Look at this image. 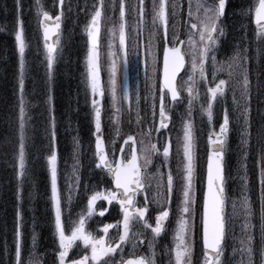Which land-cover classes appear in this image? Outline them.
<instances>
[{"label": "snow or ice", "instance_id": "obj_1", "mask_svg": "<svg viewBox=\"0 0 264 264\" xmlns=\"http://www.w3.org/2000/svg\"><path fill=\"white\" fill-rule=\"evenodd\" d=\"M229 0H197L195 12L191 5L188 10L186 39L180 38L178 27L182 14L181 5L170 0H150L152 33L148 38V46L151 48L152 57V82L146 85L153 123L159 117V128H148L145 135L151 136L153 131L159 132L161 128H167L171 122L172 109L165 104V98L170 97V105H178L187 102L186 116H181L182 137L178 150L182 151L184 164L178 168L177 212L178 228L174 233V249L166 250L169 256V264H194L195 252V221L194 205L196 195L194 180L196 174V137L194 133L192 110L194 102L202 114H206L207 121L211 125L213 121V108L219 103L222 108V122L219 131L214 128L211 131L208 142L212 146L211 154L207 160L206 190L201 193V217H200V240L201 255L196 258L195 264H231L225 258L226 248L229 240L235 239V225L231 222L232 217H241V236L238 247H232V256L240 257V264H264V127L257 132L256 143L258 150L253 147V124H252V93L253 88L257 95L264 91V71L256 75V84L253 85L250 65L257 61L264 66V0H253V3L243 11V15L254 23L253 39L247 40L243 36L239 44L232 46V54L225 62L217 61L216 53L220 51V37L224 36L222 20L226 15ZM61 6L60 14L53 15L46 10L42 0H36V15L40 17L43 28V41L47 56V65L51 69L55 63L60 49V36L63 19L64 0H59ZM16 6L20 9V0H16ZM55 6V5H54ZM104 0H98L94 5L91 20L86 27L90 40V48L87 55V77L88 87L91 91V106L94 114L95 141H94V163L95 167L111 177L109 183L114 184V189L96 190L91 189V195L87 197V204L76 220L69 216L68 229L66 231L62 219V196L58 186V155L51 150L47 157V164L51 172V199L54 204V227L57 241L55 249L54 264H157L155 242L166 231V222L171 214L172 195L174 188V176L171 168L167 173H158L163 184H158L157 194L149 198L147 189L150 187L145 182L144 172L152 163V155L159 152L156 144H144L142 152L137 153V140L133 135H128L123 140V145L128 146L125 153L123 146L118 147L121 139L120 117L123 111L129 114L132 111L133 100L136 105V122L139 125L141 117L139 105L141 96L137 90L134 94L118 83V61L117 52L114 50L119 45L121 53L119 63L127 65L129 56V24L126 19L129 8L137 15L136 27L132 29L135 40L132 41L133 50L139 55V28L145 21V0H138V5L129 6L126 0H115L110 3V8L118 9V23L108 30V80L101 79V20L104 15ZM193 17L195 22H193ZM172 20V35L169 36V21ZM15 39L19 49V129L20 140L18 150V176L23 180L25 177L26 159L24 132L26 126V100L24 97V56L27 48L24 21L17 16ZM198 36V39L195 38ZM188 46V51L184 46ZM146 46V48L148 47ZM255 49L253 52L252 49ZM158 49L162 50V76L157 91L156 72L159 64ZM191 56L190 71L187 79L178 76L185 68L186 55ZM211 62L214 69L212 82L208 81L206 65ZM148 64L145 61V69ZM227 70L228 76L232 77L234 71H239V81L236 87L229 88V80L219 79L216 73ZM198 76V79H197ZM205 84L206 89L203 99L199 90V84ZM214 84V86H213ZM239 88L237 96L236 88ZM231 91L232 104L234 106L233 116L230 121L229 111L226 104V93ZM108 94L110 106L108 123L111 126V135L106 141L102 115L105 111V94ZM186 93V97L182 96ZM50 137L55 141V119L50 116ZM236 130L240 136L241 162L240 170L243 175L237 178L243 185V191L238 200L231 202L232 213L226 212L229 197L226 190L227 179L225 175L224 148L230 130ZM77 151L78 140H74ZM171 140L163 147V156L167 160L171 155ZM111 157V158H110ZM75 158V157H74ZM252 160V174L256 177L257 194L255 200L250 190L251 179L249 177L248 161ZM98 161V163H96ZM79 161L76 160L78 165ZM74 182L68 186V194L65 199L71 203L73 192L79 190V176L77 168L73 169ZM166 177V179H165ZM163 188L161 192L159 189ZM23 189H18V196ZM143 195L141 206H137V197ZM97 201H106L109 206L115 201L122 214V220L115 224H105L101 229L103 235L97 237L87 230V221L94 215L104 217L108 209L101 204L97 212ZM154 204L153 210L154 226L149 222V205ZM16 227L14 230L13 243L11 246L9 264H38L34 259L37 235L33 231L31 235V246L26 248L23 233V215L18 209L16 216ZM253 221H256L254 223ZM139 228L144 231H134ZM110 229L116 230V237L109 239ZM122 229V230H121ZM145 231H150L152 240L149 241L148 255H136L138 247L143 244ZM259 233V234H257ZM78 242H82L81 249ZM131 245L134 258L125 259L124 246ZM75 249V251H73ZM90 250V251H89ZM70 253H72L70 257ZM2 264V262H0Z\"/></svg>", "mask_w": 264, "mask_h": 264}, {"label": "rangeland", "instance_id": "obj_2", "mask_svg": "<svg viewBox=\"0 0 264 264\" xmlns=\"http://www.w3.org/2000/svg\"><path fill=\"white\" fill-rule=\"evenodd\" d=\"M1 4L3 7H5V15L7 13V9L8 6L11 4L10 0H0ZM86 2V1H85ZM115 2L118 4L119 0H115ZM171 2H176L179 3L181 5V9H182V14L180 16V20H179V30H180V38L187 32L188 28L185 25V20L186 17H188V10H189V5H191L193 12H195V6H196V2L197 0H187V5L185 0H170ZM231 2V1H230ZM234 7L231 8V3L228 4L227 8H226V15L222 20V27L224 29L228 28V26H231L229 29V33H228V38L231 39H235L237 37V43L239 42V39L243 36L244 39H246V37L248 38V40H252L253 39V30H252V24L249 23V20L243 15V11L248 8L252 3L253 0H234ZM42 3L44 4V7L46 8V10L50 11V10H55L59 8V0H42ZM110 3H112V0H104V15L102 17V21H103V33H102V42H101V47H100V52H101V79L105 80L107 82L108 80V64L110 62V57L108 56V30L113 26V24L118 23L117 17H118V9L115 11V13L113 12V10L110 8ZM126 3L129 6H135L138 5V0H126ZM182 3V4H181ZM184 3V4H183ZM20 4L21 7L20 9L17 8L16 6V0L13 1V6L15 7V9L18 10V16L20 18L23 19L24 21V34H25V40H26V44H27V48L25 52H28V50L31 49H35L32 52V57L34 59V67L35 69H37L38 71H34V77L33 79H31L30 83H35L36 81H38V85L34 84L35 87H39V85L41 86V83H43V87H40L39 92L41 93H47V90L49 91V87L51 86V83H54V80L51 79V77L47 78L46 80L44 79V71H41V74L39 76V69L43 70L42 68H44L45 66L48 67L47 65V56L45 53L42 54V59H39L38 56L41 54V52H36L39 51V47L40 50L42 51V42H41V38L38 35V33H35L36 31V25L38 26L39 29V18L36 15V0H20ZM98 4V0H89L87 4H80L77 1L76 3H72L71 0H64V5L63 8H67V12H68V16H67V30L69 31V35H72L71 37V41L70 42H66L65 47L62 49V52H64L69 46L73 45V47L78 49V53L80 56H82V72H83V68L85 66V70L86 72L88 71L87 69V55H88V51H89V46L87 44V31H86V27L89 24L90 20H91V15L94 11L93 6ZM55 5V6H54ZM106 9H108V11L106 12ZM85 10V11H84ZM81 12V13H80ZM74 13H76V16L74 15ZM5 15H4V19H5ZM24 16V17H23ZM126 19L128 20V24H129V56H128V63L127 65H123L121 63H119V56L121 53V49L119 47V45L117 44V47L114 49L117 52V61H118V76H117V80L119 81V77H121V75L123 74V86L126 87L128 89V91L130 93H135L137 90L140 93L141 96V102L139 105V114L141 117V121L140 124L138 125L136 122V105H135V101L133 100V104H132V111L129 114L127 111H123L120 117V133H121V139L118 140L117 144L118 147L123 146L125 148V152L128 151V146L123 145V140L127 139L128 135H133L136 137V140L140 146V151L142 152L143 149V145L140 143L141 140H143L144 144H148L151 136H147L145 135V132L147 131L148 128H153L155 129V124H156V120L155 123H153L152 117H151V111H150V107H149V103L146 101V98L148 96V91L146 88L147 84H150L152 82V76H153V72H152V57H151V48L150 46H148V38L150 37L151 33H152V25H151V5H150V0H145V21L142 25H140L139 28V55H137L135 53V51L133 50L132 47V41L135 40V37L132 34V29H134L136 27V20H137V15L136 12L134 10H132L131 8H129V10L127 11V15H126ZM229 21L231 23V25H229ZM193 22H195V19L193 17ZM16 28L17 25L14 24V36L16 33ZM172 35V20L170 19L169 21V36ZM38 37V39H36ZM196 38V37H195ZM32 39H35V41L33 42ZM198 39V37H197ZM15 40V45L17 46V50L19 52L18 49V44L17 41L14 37ZM5 43V47H6V51L9 52V48L8 45ZM37 46V47H35ZM146 46H148L146 48ZM29 48V49H28ZM185 51H188V46L185 45ZM252 51L254 52L255 49L253 47ZM43 52H45L43 50ZM161 52L162 50L158 49V59H159V64L157 65V72H156V83H157V91L159 88V79H160V73H161V60L159 58V55L161 56ZM189 58L191 59V56L189 54ZM57 60V59H56ZM147 60V70L145 69V61ZM25 61V60H24ZM25 67H24V77L28 76V71L30 70L31 64H27L26 62H24ZM56 64H53L52 68L48 70L51 71L54 66ZM78 64L75 63L74 66H77ZM208 66H211V62H209V64L206 65V69ZM121 67L123 68L121 70ZM208 70V69H207ZM189 71H190V67H189ZM214 69H212V75H213ZM238 74H234L233 72V78L235 80H233V82H230V78L228 76V72L227 70L223 71L222 76L220 79H225V80H229V88H233L236 87L238 84V81L240 79L239 77V71L237 70ZM12 75H16L15 72H12ZM20 75V74H19ZM53 79H55V76L53 77ZM8 80V79H7ZM45 80L44 82H41ZM46 81H47V85H46ZM9 82V81H7ZM212 82V80H211ZM218 83V82H217ZM14 84L18 85V77L16 80H14ZM256 84V81L253 79V85ZM11 85L10 83H8V86ZM7 86V83H6ZM214 86V84H213ZM90 89V88H89ZM237 94L239 95V88H236ZM91 92V91H90ZM17 96H20V91L17 90ZM231 97H230V96ZM237 95V96H238ZM32 95H30L28 92L24 91V97L26 102L28 101V99L31 97ZM37 99H41V95L40 96H36ZM202 99H203V95H201ZM107 102H108V107L105 109L104 113H103V125H104V135H105V139L106 141L108 140L109 136L111 135V131L110 128L111 126L108 123V117L110 115L109 112V106H110V101H109V97L107 94V97L105 96ZM47 100V97H45V101ZM185 106L187 107V102L186 100L184 101ZM26 105H29V101L27 102ZM37 106V105H36ZM225 107H227L228 111H229V116H230V121L232 119L233 116V109L234 106L232 104V93L231 91L226 93V104L224 105ZM168 107H170L172 109V113L175 117V121L173 123V127L170 130V132L168 134H165L162 137V141H163V146H166V142L169 139H174L176 142L175 145L178 143L177 139L179 141V143L181 142V137H182V121H181V116H186L185 111H182L180 108H178V105H168ZM27 113V112H26ZM48 114V113H47ZM19 115V102H18V108L11 106L10 108H7V114L5 115L7 117V119L12 123V121H16V118ZM88 116L89 113H85V125H89L87 128L90 127V129L94 130V114L92 115V127L89 124L88 121ZM207 117V116H206ZM18 119V118H17ZM157 119V118H156ZM207 119V118H206ZM222 122V108L221 105L219 103H216L214 105L213 108V121H212V127L211 128H205V136L203 137L204 139H206V144L208 145V137L211 133V131L213 130V128L218 132L219 131V124ZM86 130V129H85ZM8 131L7 128H3L2 125V132L6 133ZM15 134L20 135V129H19V119H18V128L16 126L15 123ZM95 131V130H94ZM33 132V126L30 125V119L28 114L26 115V126H25V134H31ZM154 132V131H153ZM46 133H50L49 131V126H44L43 130L41 132L40 135H45ZM55 133L57 134V127L55 124ZM153 134V133H152ZM95 135L94 134H89L88 130L84 131V139H85V143L87 145L90 144V142L94 139ZM48 145V149H49V142L47 140V137H45L44 139V148H47ZM237 145V144H236ZM29 148V145H28ZM42 150V155L45 154L47 155V150ZM176 149V154L178 155V157L182 156V151L178 150L175 146ZM36 154L39 155L40 151L37 149L35 150ZM160 155H161V159L158 161H154V163H151L149 166L151 169H156L158 171V173H161L162 170V165H163V148H161L160 150ZM237 154L236 155H232L231 158L228 159L229 161V165H228V170L231 171V168L233 167V173H232V179L235 183L241 182L237 176L240 175L242 176V174H238V169L237 167L239 166V163L241 161L239 150L237 148ZM70 156L73 158L75 156L74 154V149L72 150ZM170 157L173 159V153L171 151V155ZM94 161V155H92L89 158V161L93 163ZM184 162H182L181 167H183ZM74 166L77 168V174L78 176H80V171L77 167V165L75 164L74 160H71V170L69 172H66L65 174V186L62 185V183L58 180V186L59 188L62 189H66V191L64 192V200H62V207L63 205L67 202V200L65 199V197L67 196L68 193V186L72 185L74 182V177H72V180H70L69 178L71 176H74L73 174V169ZM178 166V165H177ZM65 167H63L64 170ZM58 170H59V166H58ZM252 170V164L249 167V173ZM229 171V173H230ZM84 172L87 173V170L84 168ZM51 173V172H50ZM91 176L89 177V181L92 182V186H88L87 185V178L88 175L83 176L82 178H79V184H85V187L83 188V192L81 193L80 198L83 199L84 193L87 192V189H89V187L92 188H96L98 187V190H105V189H111L110 186L108 185V182H100L99 178H96L97 176L94 175L95 171H93V169L91 168V166H89V172H88ZM202 176V169H201V174ZM250 179H254L256 178L255 175H249ZM204 171H203V181H204ZM205 182V181H204ZM204 182H203V187H204ZM157 185L158 184H163L161 179L157 180ZM107 185V188H105ZM202 187V188H203ZM105 188V189H104ZM154 184L151 185V189H149V191L147 192L150 200L151 198L155 197V193H154ZM158 191V190H157ZM242 191H243V187H242ZM236 192V190H235ZM157 194V193H156ZM242 194V193H241ZM241 194H231V202L233 200H238L240 198ZM77 192H73L72 196H76ZM176 196V195H175ZM178 196V195H177ZM176 197H173V199H176ZM143 199V196L141 197V201ZM255 200V199H254ZM104 201H98L97 203V211L99 212L100 210V204H103ZM105 203H107L105 201ZM79 206V203L77 204ZM231 205V204H230ZM156 208V205L154 204H150L149 205V210L152 213L149 222L153 223L154 226V209ZM53 212L55 215V211H54V206H53ZM232 213V208L230 206V214ZM96 218V216L94 217ZM121 218H122V214H121ZM233 221H241V217L239 215L232 217ZM176 219L174 220V225L176 223ZM254 222V221H253ZM256 223V221L254 222ZM200 225V224H199ZM137 231H144L143 229H139L136 228ZM240 234L241 231L237 230L236 233V237L235 239H232V241L229 242V247L226 249L228 250L227 252H225V258L231 261V264H240V257L237 255L236 257L232 256V247H238V240L240 239ZM259 234V233H257ZM165 236H161L160 238H158V240H164ZM140 248H146L144 240H143V244L140 245ZM132 250V247L130 248ZM163 258L166 257L165 252L163 253Z\"/></svg>", "mask_w": 264, "mask_h": 264}, {"label": "trees", "instance_id": "obj_3", "mask_svg": "<svg viewBox=\"0 0 264 264\" xmlns=\"http://www.w3.org/2000/svg\"><path fill=\"white\" fill-rule=\"evenodd\" d=\"M3 58L4 53L0 52V129H2V125H5L15 130V123L18 128V117L16 121L13 120L11 123L5 115L7 114V108L11 106L18 108L19 97H16L17 90L11 88L10 85L8 86V83L12 82L8 77ZM1 66H4L5 69ZM11 79L16 80L17 78L13 77ZM64 79L66 88L62 93V101L64 103V105L62 104V108H64L63 113L66 115V122L69 124L68 128L71 130L76 127V122L72 120L77 118V116L70 113L73 109H68V107H72L75 103L73 99L76 100V96H73V91L77 83L68 86L70 79H68V76ZM39 89L40 88L35 87L34 91L28 92L32 96L28 99L29 105H26V109L36 108L38 106L39 99H37L36 96H38L39 93L41 94ZM31 116L33 118L30 125L34 126V131L31 134L24 135L26 169L25 177L22 181L18 176L20 135H5L2 131L0 133V262H2V264H9L18 209L23 215L25 247L28 248L31 246V240L25 242L26 232H28L30 238L33 231H35L37 242L34 259L38 264H48L52 257V247L46 239V234L52 231L53 218L52 211H49V207H51L52 204L50 191L48 192V180L50 178L49 172L45 169L49 150H47V155L43 154V156L41 150H46L42 148L44 146L45 137H47L49 144H52L51 150L55 151L54 146L56 144H53L51 141L49 133L38 135V128L41 121L36 119L37 115L34 116L32 113ZM45 122L49 126L50 131V117L47 118ZM65 130H67V128H65ZM72 136H75V131ZM37 149L40 151L39 155L36 154L35 150ZM40 157H42V159ZM44 161L45 164L42 165ZM21 188L23 189L22 194L18 196V189Z\"/></svg>", "mask_w": 264, "mask_h": 264}, {"label": "water", "instance_id": "obj_4", "mask_svg": "<svg viewBox=\"0 0 264 264\" xmlns=\"http://www.w3.org/2000/svg\"><path fill=\"white\" fill-rule=\"evenodd\" d=\"M89 43H90V40H89Z\"/></svg>", "mask_w": 264, "mask_h": 264}]
</instances>
